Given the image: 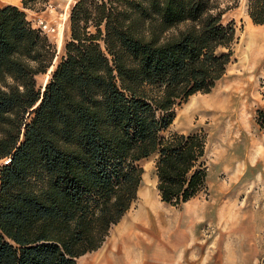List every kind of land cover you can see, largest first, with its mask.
I'll return each instance as SVG.
<instances>
[{
  "label": "trees",
  "instance_id": "obj_1",
  "mask_svg": "<svg viewBox=\"0 0 264 264\" xmlns=\"http://www.w3.org/2000/svg\"><path fill=\"white\" fill-rule=\"evenodd\" d=\"M0 8V264H77L137 199L155 158L162 202L204 190L202 131L164 134L175 108L208 93L233 56L224 14L239 0H75L60 60L25 9ZM264 25V0H248ZM264 69V63H263ZM264 132V110L257 111ZM264 236V234H263ZM260 264H264V258Z\"/></svg>",
  "mask_w": 264,
  "mask_h": 264
},
{
  "label": "rangeland",
  "instance_id": "obj_2",
  "mask_svg": "<svg viewBox=\"0 0 264 264\" xmlns=\"http://www.w3.org/2000/svg\"><path fill=\"white\" fill-rule=\"evenodd\" d=\"M247 1L239 0L223 16V22H232L236 30L233 56L224 75L208 93L197 92L177 106L164 132L205 134L207 175L197 200L211 205L214 213L196 231L198 243L209 247L202 248L200 253L207 252L213 264H260L264 258V132L257 122V111L264 110V25L251 21ZM74 2L48 0L25 11L33 26L45 33L56 50L53 66L36 76L42 90L63 54ZM249 33L261 48L258 54L246 52ZM240 77L252 83L247 81L246 93L237 96L234 89ZM155 158L152 155L139 162L143 175L130 214L144 210L146 200L159 203L164 209H182V204L173 206L160 200ZM94 257V253L88 252L76 262L89 264Z\"/></svg>",
  "mask_w": 264,
  "mask_h": 264
},
{
  "label": "crops",
  "instance_id": "obj_3",
  "mask_svg": "<svg viewBox=\"0 0 264 264\" xmlns=\"http://www.w3.org/2000/svg\"><path fill=\"white\" fill-rule=\"evenodd\" d=\"M8 4L22 8V0H0V8ZM210 206L196 195L181 210L161 206L164 213L159 215L145 209L130 214L129 209L91 252L95 260L89 264H213L207 252L200 253L208 245L198 243L196 231L214 213Z\"/></svg>",
  "mask_w": 264,
  "mask_h": 264
},
{
  "label": "bare ground",
  "instance_id": "obj_4",
  "mask_svg": "<svg viewBox=\"0 0 264 264\" xmlns=\"http://www.w3.org/2000/svg\"><path fill=\"white\" fill-rule=\"evenodd\" d=\"M251 36H252V34L249 33L248 38H247L248 41H247V44H246L247 45L246 46V52L249 55H253V53L256 51L257 54H258V52L261 51V48L257 47V44L253 42V39L251 38ZM254 55H255V53H254ZM247 81H249V80H247V79H245L243 77H240L239 80L236 82L234 93L236 92L235 94H237V96H242L243 94L246 93V90L249 88V85L246 84ZM249 82L252 83V81H249ZM145 205H146V207H145L146 211L148 210V211H151V212L152 211L157 212L156 213L157 215L164 213V211L161 208V206L158 205L156 202H151L149 200H146L145 201Z\"/></svg>",
  "mask_w": 264,
  "mask_h": 264
},
{
  "label": "built area",
  "instance_id": "obj_5",
  "mask_svg": "<svg viewBox=\"0 0 264 264\" xmlns=\"http://www.w3.org/2000/svg\"><path fill=\"white\" fill-rule=\"evenodd\" d=\"M10 162H11L10 156H5L3 158H0V186H1V170L5 165L9 164Z\"/></svg>",
  "mask_w": 264,
  "mask_h": 264
},
{
  "label": "water",
  "instance_id": "obj_6",
  "mask_svg": "<svg viewBox=\"0 0 264 264\" xmlns=\"http://www.w3.org/2000/svg\"><path fill=\"white\" fill-rule=\"evenodd\" d=\"M44 89V88H43Z\"/></svg>",
  "mask_w": 264,
  "mask_h": 264
}]
</instances>
